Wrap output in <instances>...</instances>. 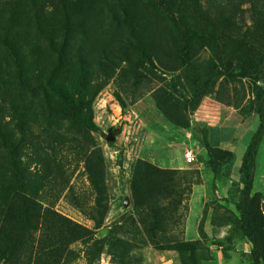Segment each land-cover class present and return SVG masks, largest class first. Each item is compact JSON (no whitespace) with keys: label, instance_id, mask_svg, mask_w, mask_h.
Instances as JSON below:
<instances>
[{"label":"rangeland","instance_id":"rangeland-1","mask_svg":"<svg viewBox=\"0 0 264 264\" xmlns=\"http://www.w3.org/2000/svg\"><path fill=\"white\" fill-rule=\"evenodd\" d=\"M36 1L39 21L30 1L0 0V85L8 91L0 126L10 137L0 140V183L34 188V201L69 222L36 216L38 227L17 240L22 257L0 264H27L23 256L51 248L62 254L50 264H151L162 254L175 264H253L240 209L248 173L242 163L258 128L255 74L221 75L201 16L231 10L243 60L257 62L264 56V23L258 28L256 21L264 0H182L187 11L174 17L197 33L188 46L150 0H68V22L55 11L58 0ZM70 99L81 104L74 116L57 110ZM237 125L250 131L216 154V174L184 160L189 147L199 150L198 162L206 160L204 138L214 146L222 137L232 141ZM139 164L151 170L156 190L150 184L135 193ZM253 174L252 196L264 215V140ZM200 184L206 191L195 207L198 236L187 240L196 215L188 221L192 188Z\"/></svg>","mask_w":264,"mask_h":264},{"label":"trees","instance_id":"trees-1","mask_svg":"<svg viewBox=\"0 0 264 264\" xmlns=\"http://www.w3.org/2000/svg\"><path fill=\"white\" fill-rule=\"evenodd\" d=\"M30 1V12L39 21L41 8L36 6L38 3L36 0ZM59 5L55 7V11L60 13L62 18L68 22L71 14L69 11L68 0H58ZM150 6L152 9L165 17H169L173 21V28L175 31V38L184 46L191 45L196 39L197 33L195 29L190 26V21L183 17L175 18L174 14L184 15L187 11L186 7H183L182 0H150ZM233 12L228 8H220L216 10L209 9L208 12H204L201 16V20L209 23L210 37L213 42V61L215 66L221 72L223 76H234L236 70H252L255 74L254 85V99L253 103L256 108L258 116V128L252 135L250 142L247 146L246 153L242 163V169L246 170L247 176L243 187V200L242 207L240 209V227L243 234L252 244L251 256L253 264H264V215L260 213V200L257 195L252 196L253 191V170L255 168L256 157L262 141L264 140V56L257 62H251L250 60H243L241 55V38L236 31H233ZM259 19V20H258ZM258 28L261 27L260 23H264V14L259 13L257 17ZM211 26V30H210ZM252 35V33H250ZM247 35V34H246ZM242 36V37H246ZM263 36L262 34H260ZM264 37V36H263ZM1 42V40H0ZM14 59V57H12ZM18 65V61L15 60ZM17 75L21 79L22 74L17 70ZM262 83L261 84H259ZM49 86L55 93H58V97L63 98L62 92L55 88L49 81ZM6 88H1L0 85V98L7 95ZM71 100L69 106L66 108L58 107L57 110L67 116H74L81 109V104ZM85 118V117H84ZM85 125L92 131H98V128L92 123L91 119H84ZM0 126V140L4 143L10 139ZM202 146L207 151V160L211 166L214 174L217 173L218 161L216 154L221 152L220 148L213 147L207 137L204 138ZM139 170L144 171L140 181L147 182L149 184H138L139 180L134 179L133 188L137 195H141V186L150 185L156 190L155 182H148L147 173L151 170L146 164H139ZM139 174V173H138ZM142 174V173H140ZM150 187V189H151ZM154 190V191H155ZM35 195L34 188H28V191H22V185L16 184L8 186L0 183V259L5 263L9 261L11 257L19 259L22 257L17 253L15 247L17 240L23 238L29 234L32 230L38 227V220L36 216L50 215L54 217L56 221H64L68 223L69 220L60 216L56 212L49 209H43L42 206L34 201ZM15 216H12V215ZM52 219V218H51ZM53 220V219H52ZM63 240V239H62ZM61 240V241H62ZM188 244H177L179 251H183L187 248ZM62 254L51 248L50 250L41 249L34 251V257L31 255L27 257L23 256V259L29 264L33 260V264H50L57 256ZM54 264V262H53Z\"/></svg>","mask_w":264,"mask_h":264},{"label":"crops","instance_id":"crops-1","mask_svg":"<svg viewBox=\"0 0 264 264\" xmlns=\"http://www.w3.org/2000/svg\"><path fill=\"white\" fill-rule=\"evenodd\" d=\"M253 121L251 123H253L252 125L254 126V124L257 122V120H255L254 122ZM249 125H251V124H249ZM214 126L215 127L216 126L224 127L225 125H212L209 128H212ZM234 127L236 129V135L233 137L232 141H228L229 139L227 137H225V138L222 137V139L220 140V143H218L217 146H214L211 143L210 144L213 147H217V148H220V149L225 148V146H224L225 144L233 146V145H235V139H237L238 137H241V136H245L250 131L249 127L247 128V133L244 132V128L241 129V128H239L238 125L234 126ZM240 129H241V131H240ZM207 139H208V135H207ZM200 146L198 147V149L200 148ZM204 150H205L206 155H207L206 149H204ZM198 153H199V150H198L197 155H196L197 159H199V157H200L198 155ZM196 163H199L200 166H202V167H204V169L208 170L209 161L207 159L202 161V162H198L197 161ZM205 191H206V187H203L201 184L200 185H194L193 188H192V195L190 197V210L188 212V217H187L188 221L190 220L189 216L191 215L192 212L196 213V215H194L195 218H193L194 219L193 220L194 221L193 224H191V225L187 224L188 228H187V230L185 232V236H186L187 240H194L198 236V232H197V222L199 220V210L198 209L201 206V204H203L204 197L202 196V194L204 195ZM195 207L198 208V209L196 210ZM205 231L208 232V233L210 232L208 229H206ZM151 264H175V263H174V261L172 259H170L169 257H166V255L162 254V255L158 256L156 261L152 262ZM203 264H219V263L216 260H210V261L204 262ZM221 264H225V263L221 262Z\"/></svg>","mask_w":264,"mask_h":264},{"label":"built area","instance_id":"built-area-1","mask_svg":"<svg viewBox=\"0 0 264 264\" xmlns=\"http://www.w3.org/2000/svg\"><path fill=\"white\" fill-rule=\"evenodd\" d=\"M184 160L188 163V164H195L197 162V158H196V154H195V150L191 147L187 148L184 152Z\"/></svg>","mask_w":264,"mask_h":264}]
</instances>
